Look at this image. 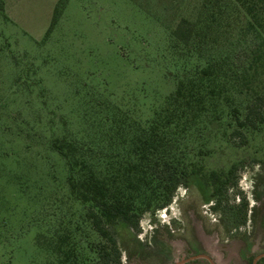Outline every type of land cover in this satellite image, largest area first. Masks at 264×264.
<instances>
[{
  "label": "rangeland",
  "instance_id": "1",
  "mask_svg": "<svg viewBox=\"0 0 264 264\" xmlns=\"http://www.w3.org/2000/svg\"><path fill=\"white\" fill-rule=\"evenodd\" d=\"M5 2L7 11L4 6L0 12V264H45L46 253L38 245L42 234L67 223L71 213L73 222L81 220L82 211L68 199L65 163L50 150L51 139L67 135L86 144L106 142L109 126L101 121L106 106L144 122L175 87L169 33L182 17H194L197 0ZM56 5L58 20L45 37ZM240 44L225 43L227 48ZM230 124L213 122L202 137H188L182 148L202 166L205 180L179 186L165 208L141 216L137 232L121 229L120 264H139L134 255L146 248L155 227L177 259L179 218L205 233L203 221L237 216L238 209L229 207L242 187L254 204L251 188L264 164V126L245 131L247 144L239 147L237 139L223 135ZM232 166L233 181L211 197L215 186L209 174L225 180ZM210 203L217 204L216 211ZM261 211H253L259 232ZM82 229L95 238L85 224ZM208 232L215 233L211 256L221 264L220 248L214 246L218 231Z\"/></svg>",
  "mask_w": 264,
  "mask_h": 264
},
{
  "label": "trees",
  "instance_id": "2",
  "mask_svg": "<svg viewBox=\"0 0 264 264\" xmlns=\"http://www.w3.org/2000/svg\"><path fill=\"white\" fill-rule=\"evenodd\" d=\"M59 14L56 5L45 37ZM169 39L175 87L144 122L106 106V142L51 139L50 150L65 163L68 199L82 211L81 220L73 222L71 213L67 223L42 234L45 264H120L121 229L137 232L141 216L165 208L179 186L205 180L202 166L182 148L188 137L227 120L232 129L223 135L244 147L245 131L264 126V0H197L194 17H182ZM227 41L242 44L227 48ZM227 175L209 174L211 197L233 181L235 166Z\"/></svg>",
  "mask_w": 264,
  "mask_h": 264
},
{
  "label": "flooded vegetation",
  "instance_id": "3",
  "mask_svg": "<svg viewBox=\"0 0 264 264\" xmlns=\"http://www.w3.org/2000/svg\"><path fill=\"white\" fill-rule=\"evenodd\" d=\"M260 167L262 169L253 176L251 188L254 204H249L247 192H243L245 188H240L236 199L232 201L233 206L229 207L230 211L233 208L238 209L237 216L233 218L225 215L213 221H203L201 224L206 230L205 233H198L190 219L179 218L182 228H178L175 233V244L181 256L177 259L172 256V249L167 248L164 241H160L155 227V231L150 232L146 239V248L139 255H134L136 261L139 264H216L211 256L213 243L209 242L213 240L215 233L208 232V229L216 228L217 242L214 246L220 248L221 264H264V222L263 231H255L260 223L253 212L258 207L261 208L264 218V164ZM209 206L214 211L218 207L216 203H210Z\"/></svg>",
  "mask_w": 264,
  "mask_h": 264
},
{
  "label": "crops",
  "instance_id": "4",
  "mask_svg": "<svg viewBox=\"0 0 264 264\" xmlns=\"http://www.w3.org/2000/svg\"><path fill=\"white\" fill-rule=\"evenodd\" d=\"M3 2H4L5 10L7 11V7H6V2H5V0H3Z\"/></svg>",
  "mask_w": 264,
  "mask_h": 264
}]
</instances>
